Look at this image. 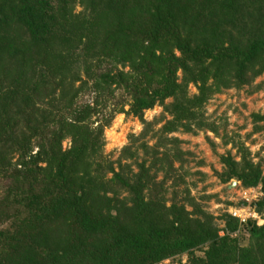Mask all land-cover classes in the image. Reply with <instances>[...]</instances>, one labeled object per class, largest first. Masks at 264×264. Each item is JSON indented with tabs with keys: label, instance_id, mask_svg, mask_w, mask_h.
I'll list each match as a JSON object with an SVG mask.
<instances>
[{
	"label": "trees",
	"instance_id": "16d2710c",
	"mask_svg": "<svg viewBox=\"0 0 264 264\" xmlns=\"http://www.w3.org/2000/svg\"><path fill=\"white\" fill-rule=\"evenodd\" d=\"M261 74L264 0H0V264H264V176L245 150L239 162L223 159L218 177L259 186L250 207L262 224L225 214L221 230L196 207L162 212L145 200L153 183L143 162L127 177V166L114 173L90 160L111 119L99 118L106 103L122 113L114 91L139 119L162 106L172 119L157 133H169L180 121L202 124L212 92ZM83 92L91 101L76 105ZM254 118L264 133V117Z\"/></svg>",
	"mask_w": 264,
	"mask_h": 264
},
{
	"label": "rangeland",
	"instance_id": "374dc122",
	"mask_svg": "<svg viewBox=\"0 0 264 264\" xmlns=\"http://www.w3.org/2000/svg\"><path fill=\"white\" fill-rule=\"evenodd\" d=\"M81 10L76 4L71 13L77 14ZM71 69L67 76L75 74L76 70L73 67ZM122 71L125 73L128 69L124 68ZM78 75L82 77L80 72ZM176 76V82L180 83L179 71ZM209 83L208 80L207 84ZM76 86L74 84V88ZM113 95L116 103L122 102V113H112L113 103H106L99 118L111 116V119L108 126L102 129L99 151L90 159L94 164L100 168L110 165L114 173L127 166L129 171L125 169L124 174L130 177L138 172L136 164L143 162L144 168H149L148 177L153 183L142 191L145 200H158L162 212L172 202L176 206H182L187 213L196 207L219 230L223 228V215H228L233 208H242L245 204L241 206L239 203L256 196L255 193L258 192L254 188H242L234 180L223 184L218 176L225 169L223 159L230 158L233 162H239V150H245L247 160L252 164L261 162L260 172L264 176V133L258 130L263 122L254 118L264 117V74L255 77L249 86L236 88L229 85L212 92L200 108L202 124L180 121V126L169 133H157L172 119L162 106L156 104L150 110L143 111L139 119L126 114L129 107L127 99H120L117 91ZM196 95V88L188 84L185 89L186 98ZM90 98L89 94L83 92L78 94L74 102L76 105L89 103ZM171 104L172 99L167 98L162 105L168 107ZM94 118L97 117L90 119L92 129L98 124L92 122ZM69 146V137L60 142L61 151L67 150ZM125 149H128L130 158L124 157L122 151ZM35 151L33 148L31 153ZM16 157L11 156V164ZM110 178L111 174L106 173L104 179ZM7 184L8 179L0 177V199ZM149 188L154 189L151 192ZM127 195L125 191L119 190L118 199H125ZM106 196L111 195L106 193ZM257 200L259 199L245 202L249 205L243 208L247 215L255 214L250 204ZM126 207H130V204L127 203ZM3 223L0 222V229L5 227L6 224ZM261 224V220L258 221V226ZM218 234L221 236L222 232ZM184 261L185 258H182V262ZM165 262L161 264H166Z\"/></svg>",
	"mask_w": 264,
	"mask_h": 264
},
{
	"label": "built area",
	"instance_id": "2783aa9c",
	"mask_svg": "<svg viewBox=\"0 0 264 264\" xmlns=\"http://www.w3.org/2000/svg\"><path fill=\"white\" fill-rule=\"evenodd\" d=\"M254 189H255L258 193H255L256 196H255V195H254V197L252 196V197L248 200L249 202L254 201V200H256V199H259V198H261V196H262L261 193H260V190H259V186L255 187ZM248 201H244V202H241V203L245 204V206H249V205L246 204V203H249ZM245 202H246V203H245ZM245 206H242V208H238V209L233 208L232 210H230V211L228 212V215H229L231 218L237 220V222H238L239 225H244V224H245L247 221H249V220H256L255 223H256V225H258V221H260L259 217H257L256 214L247 215V214L245 213L244 209H243ZM261 222H262V221H261ZM236 233H237V232H236ZM165 263H167V262H165Z\"/></svg>",
	"mask_w": 264,
	"mask_h": 264
},
{
	"label": "clouds",
	"instance_id": "9594fccd",
	"mask_svg": "<svg viewBox=\"0 0 264 264\" xmlns=\"http://www.w3.org/2000/svg\"><path fill=\"white\" fill-rule=\"evenodd\" d=\"M166 262H167L166 264H170V262L168 260H166ZM181 263H184V262L181 261Z\"/></svg>",
	"mask_w": 264,
	"mask_h": 264
},
{
	"label": "water",
	"instance_id": "95a60500",
	"mask_svg": "<svg viewBox=\"0 0 264 264\" xmlns=\"http://www.w3.org/2000/svg\"><path fill=\"white\" fill-rule=\"evenodd\" d=\"M232 184H234V183H232Z\"/></svg>",
	"mask_w": 264,
	"mask_h": 264
}]
</instances>
